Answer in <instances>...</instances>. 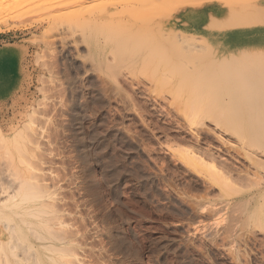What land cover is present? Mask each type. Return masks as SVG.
<instances>
[{"label": "rangeland", "instance_id": "obj_1", "mask_svg": "<svg viewBox=\"0 0 264 264\" xmlns=\"http://www.w3.org/2000/svg\"><path fill=\"white\" fill-rule=\"evenodd\" d=\"M202 1L178 3L161 30L132 41L105 38L88 7L0 28V45L27 53L18 101L0 104V201L19 191L21 224L14 245L0 249V264H39L29 212L41 190L54 205L52 226L64 220L84 264H264V199L252 174L264 176V154L257 168L236 141L244 137L251 151L264 145V129L253 122L264 111V38L261 48L244 40V48L192 72L199 59L186 48H159L151 65L141 51L146 42L179 36L183 15ZM151 5L137 0L113 18L138 24ZM234 19L247 24L237 12L192 29ZM62 30L69 46L58 40ZM194 88L208 102L196 112ZM224 140L238 166L233 173L252 174L241 170L245 177L227 188L211 178L208 159L204 168L185 159L192 148L218 151ZM11 209L0 206V227Z\"/></svg>", "mask_w": 264, "mask_h": 264}, {"label": "bare ground", "instance_id": "obj_2", "mask_svg": "<svg viewBox=\"0 0 264 264\" xmlns=\"http://www.w3.org/2000/svg\"><path fill=\"white\" fill-rule=\"evenodd\" d=\"M150 1L152 5L148 13L139 20L138 24L135 21L132 24L129 19L125 21L113 18L115 16L114 12L121 7L129 10L135 9L134 6L137 0H0V28L15 18L21 19L30 17L33 14L43 13L50 22L70 11L88 7L94 17V23L103 29L105 38H110L115 34L117 38L126 36L129 41H132L133 38L140 39L141 34L150 30H161L176 15L178 3L193 0H167V2L163 3H158L159 0ZM197 7V9L190 10L183 15L186 26L175 39L168 40L165 38L156 42L142 44L141 51L144 56H147L145 57L147 64L151 65V63L156 62L155 59L151 60V58L159 48L181 47L187 49L186 53L188 51L195 53L199 59V64H195L188 69L192 72L202 64L213 60L217 55H227L235 47L244 48V44L248 43L244 40H249L251 47H263L262 43L258 41L264 38V0H203ZM237 12H242L245 15L247 24L239 23L234 19L235 23L228 26H219L217 28L205 26L199 29H192L195 27L193 26L194 23L197 25L196 22L198 21H207L209 23L216 18V15H232ZM63 33L64 30L58 34V40L64 43L65 46H69ZM94 46H102V43L96 41ZM26 54V51L16 43L0 45V104L9 97L14 102L18 101L16 93L19 94L18 91L22 90L24 86V61ZM149 60H151V63ZM249 85L254 88L255 86H262L254 85L252 82H249ZM191 94V109L193 112L207 108L208 102L205 101V98H202L200 95L202 93H199L194 88ZM260 99L264 100V95ZM254 118L255 126L263 127L264 129V111L256 112ZM221 140L223 141V137ZM236 141H238V149L243 152L240 153L249 158L252 161V165L259 168L263 164L261 156L264 154V145L258 144V149L251 151L250 143L244 137L239 135ZM228 142L224 140L223 144L220 147L218 146V151L212 150V147L207 150L204 149L203 152L201 149L196 151L192 147V149L188 148L190 151H187L186 162L194 166V168L199 166L204 168L207 162L205 160L208 159L209 168L207 169L210 170L211 178L223 188H227V185L232 183V181L234 182V178L237 180L244 178L248 174L249 176L253 174L255 181L262 186L260 197L264 199L263 175L256 172L251 174V171H249L251 169L246 170L243 168L244 171H247L244 176L240 173L243 170L240 167L238 173H233L238 166L235 168L236 164L234 163L236 162L230 161L233 153L231 148L227 147ZM233 150L234 152L237 151H235V148ZM224 151V154H228V157L224 156L222 153ZM236 154L233 155L234 159L237 157H235ZM238 159L236 158L237 161H239ZM47 196V191L41 190L37 195L35 206L29 212V215H33V218L36 216V220L34 218L30 222L29 229L36 238V245L35 242L32 241V243L37 252L39 264H84V261L78 255V244L74 242L73 236L70 235L64 226V220L58 219L55 221L59 228L52 226L51 222L56 217L50 218L54 212V205L52 202L44 200ZM1 200L0 206H11L12 209L10 211L13 214H7L8 218L1 222L0 249L4 246L14 245V235L17 231H21V224L15 216L18 213L16 208L20 205L19 191H8Z\"/></svg>", "mask_w": 264, "mask_h": 264}]
</instances>
